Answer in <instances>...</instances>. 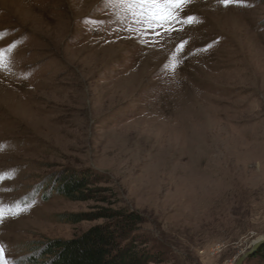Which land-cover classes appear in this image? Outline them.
<instances>
[{"label":"rangeland","instance_id":"374dc122","mask_svg":"<svg viewBox=\"0 0 264 264\" xmlns=\"http://www.w3.org/2000/svg\"><path fill=\"white\" fill-rule=\"evenodd\" d=\"M116 11L0 0V204L21 213L0 244L29 264L105 223L69 216L112 208L142 217L149 264H235L264 239V0H190L180 15L195 22L144 44ZM66 174L92 176L100 197L59 195Z\"/></svg>","mask_w":264,"mask_h":264},{"label":"trees","instance_id":"16d2710c","mask_svg":"<svg viewBox=\"0 0 264 264\" xmlns=\"http://www.w3.org/2000/svg\"><path fill=\"white\" fill-rule=\"evenodd\" d=\"M92 178L85 174H66L56 179L53 189L69 201H91L100 197L98 193L102 192L97 190L98 188H91L92 185L94 186L91 182ZM99 220H104L105 223L92 227L79 237L45 242L36 251L34 257L28 258V263L149 264L151 262L150 254H146L136 246L135 233L142 223V217L138 214L122 209L100 208L97 212L72 215L67 218L68 223L71 224ZM251 259H258L260 264H264V245Z\"/></svg>","mask_w":264,"mask_h":264},{"label":"snow or ice","instance_id":"6c2138e0","mask_svg":"<svg viewBox=\"0 0 264 264\" xmlns=\"http://www.w3.org/2000/svg\"><path fill=\"white\" fill-rule=\"evenodd\" d=\"M221 2L227 6L232 2L239 3V0H221ZM188 3H190V0H105L106 5L117 9L118 22L131 16L134 23L144 26L143 34L138 33L134 37V40L140 44H144L149 35L159 36L161 31H166L168 35H171L172 31L175 30V25H182L185 21L195 22L197 18L194 16L187 13L184 16L180 15L183 12V7ZM128 31L131 32L132 29L128 28ZM186 43V41H181L177 45L180 52H183ZM208 47H212V45L210 44ZM2 51L0 50V61L3 59ZM178 63H182V61L174 63L172 70L175 69ZM0 180H2V176H0ZM19 214H21L20 211L14 213L11 217H6L3 213V205L0 204V223ZM5 248L4 244H0V264H15L7 257ZM241 259L243 260V258Z\"/></svg>","mask_w":264,"mask_h":264},{"label":"water","instance_id":"95a60500","mask_svg":"<svg viewBox=\"0 0 264 264\" xmlns=\"http://www.w3.org/2000/svg\"><path fill=\"white\" fill-rule=\"evenodd\" d=\"M264 245V239H259L257 241H255L251 247V249L246 252L244 255H242L235 264H243L244 261L253 253H255L261 246ZM243 258V260L241 259Z\"/></svg>","mask_w":264,"mask_h":264}]
</instances>
